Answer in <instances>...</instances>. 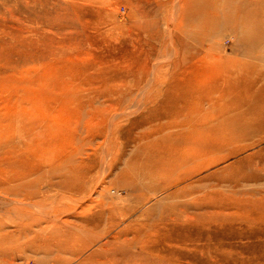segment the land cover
<instances>
[{
  "label": "rangeland",
  "instance_id": "374dc122",
  "mask_svg": "<svg viewBox=\"0 0 264 264\" xmlns=\"http://www.w3.org/2000/svg\"><path fill=\"white\" fill-rule=\"evenodd\" d=\"M58 260L264 264V0H0V264Z\"/></svg>",
  "mask_w": 264,
  "mask_h": 264
},
{
  "label": "bare ground",
  "instance_id": "6f19581e",
  "mask_svg": "<svg viewBox=\"0 0 264 264\" xmlns=\"http://www.w3.org/2000/svg\"><path fill=\"white\" fill-rule=\"evenodd\" d=\"M231 1V0H230ZM245 1V0H244ZM252 2V1H251ZM228 5H229V3H227ZM243 9V7H239L238 8V10L237 11H241ZM242 14V13H241ZM55 210V209H54ZM53 210V211H54ZM58 210V212L60 213V210L59 209H56L55 210V212ZM65 214H67V215H70L71 216V214H72V211L71 210H68V211H66V213ZM75 214V213H74ZM70 216H66V217H70ZM52 218V217H51ZM61 221V215H59L58 217H55V218H52V221H51V223L52 224H55V223H59ZM40 222V221H39ZM38 222V223H39ZM56 232V231H55ZM48 237H50V236H47L46 238H48ZM51 238V237H50ZM61 239H64V238H61ZM51 240H52V238H51ZM57 240V239H56ZM95 240V239H94ZM94 240H91V241H88V242H86V243H83V244H81V247L80 248H78V249H80V250H84L85 248H87V247H89V244L91 243L92 244V242L94 241ZM49 241H50V239H49ZM52 241H54V239L52 240ZM52 241L50 242V244H52ZM43 242V241H42ZM47 241H45V243H46ZM60 242V241H59ZM69 242V241H68ZM57 243V242H56ZM65 243V242H64ZM71 243H73V242H71ZM78 243V242H77ZM76 243V244H77ZM61 243H58L57 245H60ZM63 244V243H62ZM80 244V243H79ZM40 245V244H39ZM43 245V244H42ZM56 245V244H55ZM65 245V244H64ZM51 246V245H50ZM49 246V247H50ZM42 247V246H41ZM60 247H62V246H60ZM45 248V247H44ZM54 248V247H53ZM56 248H58V247H56ZM55 248V249H56ZM72 248V247H71ZM71 248H70V250H71ZM76 248V247H75ZM46 249V248H45ZM65 249H67L66 247H65ZM106 249V248H105ZM48 250V249H47ZM46 250V251H47ZM52 250H54V249H52ZM60 249L58 248V251H59ZM63 250H64V247H63ZM70 250H68V251H70ZM73 250V249H72ZM77 250V249H76ZM86 250V249H85ZM49 251H51V250H49ZM49 251H47L48 253H49ZM62 251V250H61ZM56 252V250H54V253ZM67 252V251H66ZM80 252L81 251H76L75 253L74 252H72V253H74L73 255L71 254V258H72V256H74V258L75 257H77V259H79L78 258V256L77 255H79L80 254ZM59 253H63V251L62 252H60L59 251ZM65 253V252H64ZM71 253V252H70ZM51 255L50 256H52L53 255V252L52 253H50ZM49 256V255H48ZM56 256H57V254H56ZM55 256V257H56ZM80 256V255H79ZM71 258H69V259H71ZM91 258H93V256L91 257L90 256V259ZM69 259H67V260H69ZM77 259H75V260H77ZM88 259L89 258H86V260L85 261H87L88 262ZM64 260H66L65 258H64ZM72 260H73V258H72ZM84 262V261H83ZM95 262V261H94ZM52 263V262H51ZM66 262H59V260L55 263V264H65ZM96 263V262H95ZM52 264H54V263H52ZM79 264H84V263H79ZM91 264V263H90Z\"/></svg>",
  "mask_w": 264,
  "mask_h": 264
}]
</instances>
